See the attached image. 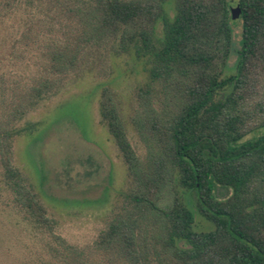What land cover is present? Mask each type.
Masks as SVG:
<instances>
[{"label": "trees", "instance_id": "1", "mask_svg": "<svg viewBox=\"0 0 264 264\" xmlns=\"http://www.w3.org/2000/svg\"><path fill=\"white\" fill-rule=\"evenodd\" d=\"M33 1L0 0V25ZM80 1L69 7L82 26L77 42H54L43 50L44 75L18 98L0 94V108L13 107L5 121L0 119V162L15 203L37 232L60 239L47 209L14 165L12 140L21 133L14 125L51 91L56 77L80 69L88 47L116 41L118 54L134 53L144 61L149 82L163 84L178 102L167 114L147 100L149 116L142 127L148 159L141 162L113 95L104 90L101 116L134 179L145 188L127 196L131 207L116 213L91 258L60 239L70 264H264V135L242 142L264 128V0L238 1L243 26L237 50L229 0H176L172 19L165 8L168 0ZM232 53L238 56L235 73L223 77ZM228 85L233 91L223 102L218 96ZM172 182L192 191L214 230L196 232L193 214L177 194L158 203ZM217 186L231 195L218 199ZM178 240L191 248L179 247Z\"/></svg>", "mask_w": 264, "mask_h": 264}, {"label": "rangeland", "instance_id": "2", "mask_svg": "<svg viewBox=\"0 0 264 264\" xmlns=\"http://www.w3.org/2000/svg\"><path fill=\"white\" fill-rule=\"evenodd\" d=\"M175 1L165 4L171 19ZM229 1L232 15L239 0ZM33 2L0 25V94L5 91L8 98H18L20 92H26L32 82L44 75L43 50L53 48L54 42H77L81 34L79 17L69 13V7H78L80 0ZM242 26L240 16L232 21L236 50L242 44ZM160 31L159 22L157 32ZM116 49V41L101 48L88 47L80 69L56 77L51 91L29 106L26 115L14 125L21 131L12 140L15 167L47 209L56 225L55 235L73 252L87 258L92 257L96 241L116 213L131 207L127 196L145 188L134 179L101 116L104 90L113 95L141 162L148 159L147 133L142 127L149 116L147 100L158 112L167 114L174 113L178 102L175 96L168 95L163 84L149 82L144 61L134 53L118 54ZM237 63L238 56L232 53L223 67V77L234 75ZM147 84L151 86L149 96L145 93ZM232 91L233 86L228 85L218 98L224 102ZM11 109L0 108V119L5 121ZM262 135L264 128H258L242 142ZM2 173L0 162V264H70L72 259L66 256L60 239L42 235L33 228L26 213L15 203ZM231 193L228 188H216L220 200ZM170 194L182 197L193 214L196 232L214 230V224L197 208L191 190L172 182L158 203H168ZM177 245L191 248L184 240H178ZM156 248L161 251V245ZM85 257L79 260L87 261Z\"/></svg>", "mask_w": 264, "mask_h": 264}, {"label": "water", "instance_id": "3", "mask_svg": "<svg viewBox=\"0 0 264 264\" xmlns=\"http://www.w3.org/2000/svg\"><path fill=\"white\" fill-rule=\"evenodd\" d=\"M241 10L239 8V4L237 2V6L235 9L232 10V18L233 20H235L236 18H238L240 16Z\"/></svg>", "mask_w": 264, "mask_h": 264}]
</instances>
